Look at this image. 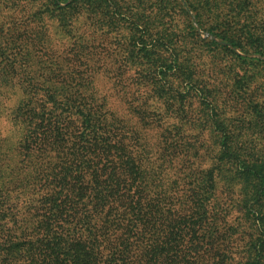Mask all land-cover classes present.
I'll return each mask as SVG.
<instances>
[{"label":"trees","instance_id":"trees-1","mask_svg":"<svg viewBox=\"0 0 264 264\" xmlns=\"http://www.w3.org/2000/svg\"><path fill=\"white\" fill-rule=\"evenodd\" d=\"M186 2L204 28L264 55V0ZM146 34L161 92L174 61ZM74 88L0 79L12 131L0 125V264H264V153L240 139L216 91L202 103L198 129L217 138L204 153L146 123L144 108L125 114L94 85Z\"/></svg>","mask_w":264,"mask_h":264},{"label":"rangeland","instance_id":"rangeland-1","mask_svg":"<svg viewBox=\"0 0 264 264\" xmlns=\"http://www.w3.org/2000/svg\"><path fill=\"white\" fill-rule=\"evenodd\" d=\"M257 10L264 8L257 3ZM150 30L156 47L174 61L172 69L163 68L166 77L157 78L163 79L161 92L140 51ZM224 34L204 28L186 0H0V79L72 84L75 93L94 85L122 113L144 108L146 123L176 127L178 145L193 138L204 153L217 138L198 129L202 103L217 92L221 114L244 133L240 139L264 153V55L224 40ZM250 59L262 62L244 63ZM6 93L16 98L15 90ZM173 111L176 117L165 119ZM0 125L5 136L11 134L6 118Z\"/></svg>","mask_w":264,"mask_h":264}]
</instances>
